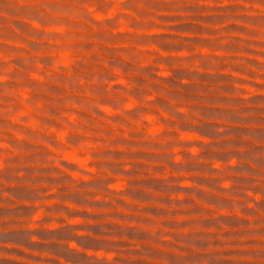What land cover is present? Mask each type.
<instances>
[{"label": "rangeland", "instance_id": "1", "mask_svg": "<svg viewBox=\"0 0 264 264\" xmlns=\"http://www.w3.org/2000/svg\"><path fill=\"white\" fill-rule=\"evenodd\" d=\"M0 264H264V0H0Z\"/></svg>", "mask_w": 264, "mask_h": 264}]
</instances>
